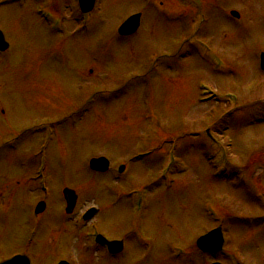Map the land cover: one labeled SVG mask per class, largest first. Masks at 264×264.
Wrapping results in <instances>:
<instances>
[{
	"label": "rangeland",
	"instance_id": "obj_1",
	"mask_svg": "<svg viewBox=\"0 0 264 264\" xmlns=\"http://www.w3.org/2000/svg\"><path fill=\"white\" fill-rule=\"evenodd\" d=\"M147 1L98 0L90 28L75 30L74 0H0V31L9 46L0 54V261L31 223L26 206L42 195L30 179L42 161L51 191L47 202H58L63 187L72 189L83 207L100 205L96 220L106 237L113 234L110 190L117 185L110 176L87 171L88 159L103 157L115 166L127 162L120 186H148L149 198L158 197L147 202L149 212L141 220L155 225L149 236L154 249L164 253L166 242L194 243L222 219L207 221L201 208L219 205L227 218L224 250L239 254L243 264H264V222L256 218L253 196L264 189V74L258 69L264 0H156L178 20L152 12L158 5L148 8ZM53 5L65 17L59 32L44 13ZM197 10L202 17L192 33ZM232 10L239 19L229 15ZM135 13L141 15L137 33L118 37V25ZM201 84L217 97L203 92ZM226 94L237 103L226 105ZM226 112L230 116L219 123ZM172 142L177 144L173 183L155 193L153 165ZM157 145L161 151L155 154L151 147ZM146 149L149 156L133 160ZM226 160V175H220L217 169L222 172ZM235 166L238 175L241 168L244 175L252 173L257 186L233 176ZM114 211L120 225L134 223L121 203ZM74 256L78 264H111L93 255ZM182 260L204 262L192 252ZM152 264L172 263L163 255Z\"/></svg>",
	"mask_w": 264,
	"mask_h": 264
},
{
	"label": "flooded vegetation",
	"instance_id": "obj_2",
	"mask_svg": "<svg viewBox=\"0 0 264 264\" xmlns=\"http://www.w3.org/2000/svg\"><path fill=\"white\" fill-rule=\"evenodd\" d=\"M73 6L70 12H75L76 16L79 17L80 12L75 1ZM110 180L116 183L113 173H110ZM63 188L58 190L59 201L56 203L50 204L47 202L46 198H49L51 191L48 186H46L44 189L48 190L47 195L37 198L34 202L26 206V211L30 215L28 221L31 220V223L28 222L24 236L19 237L21 239L20 241H18L16 237L13 238L11 243L12 247L10 248L9 246V249H13L10 251V256L4 258L0 263L13 258L15 259L13 264H46V262L47 264H60L61 262H65V264H78L79 260L75 259L74 253H79L82 258L83 256L93 255L97 261H109L111 264H137L135 261L138 258L147 260L153 258L154 260L148 263L152 264L153 262L156 263V259H160L164 255L174 264L176 263L174 259L175 249L179 248V246L185 248V245L166 242L164 253L163 250L159 248L154 249L149 236L155 233V225L141 223L146 212L147 202L151 205L152 203H156L158 199L156 196L153 199L149 198L150 196L148 193H151L150 190L152 188L148 189V186H143V208L138 219H135L136 217L133 215L135 204L133 196L130 195L135 188L130 189V187L126 186H117L114 187L112 191L110 190V227L113 234L109 237H106L107 235H105L98 222V227L94 225L96 228L94 231L95 234L89 233L86 225H84L82 216L95 205L83 207L85 203L80 202L78 194L75 206L70 213L66 214V203L61 193ZM30 189H32L33 192L37 190V192L35 191L36 193L43 194L38 185H36V189ZM153 189L155 190V187H153ZM159 189L161 188L157 186L155 193ZM15 194H18V192ZM160 196L161 193L159 194V197ZM39 202H42L44 207L40 213L35 214L34 209ZM120 203L126 209V215L134 222L133 224L128 223L126 227L118 223L119 219L116 217L114 211L115 206ZM96 206L97 210L90 219V223H96L97 216L101 213V209H99L100 205ZM148 212L149 210L146 214H148ZM145 218L146 217H144V220ZM161 219H163L162 216ZM164 224L165 227H170L167 221ZM144 227L147 230L146 235L143 232ZM204 230L209 231L210 229ZM97 234H101L110 242H122L121 249H113L109 252L105 246L96 242L95 235ZM131 245L135 246L137 249L130 251L128 247ZM76 246L80 248H76ZM190 247L194 249L193 243L188 245V248ZM72 257H74V259H72ZM205 257L206 259L202 264H210L209 256L205 255ZM82 258H80L81 261L84 260ZM182 264H184V260Z\"/></svg>",
	"mask_w": 264,
	"mask_h": 264
},
{
	"label": "water",
	"instance_id": "obj_3",
	"mask_svg": "<svg viewBox=\"0 0 264 264\" xmlns=\"http://www.w3.org/2000/svg\"><path fill=\"white\" fill-rule=\"evenodd\" d=\"M80 6L84 12H88L92 9L94 1L95 0H79ZM231 15L238 17V14L235 12H232ZM139 18L140 15H134L127 19L119 28L118 33L121 36H129L132 35L134 32H136L138 26H139ZM8 45L4 41V38L2 36V33L0 32V50L4 51L7 49ZM261 65L262 68H264V54L261 55ZM108 162L104 158L99 159H93L90 161V168L97 171H104L107 169ZM64 194L66 195V200L68 201V210H70L76 201V198L74 196V192L70 190H64ZM198 247L202 249L203 251H217L220 249L221 246V236H220V230H214L210 232L208 235L200 238L197 242ZM11 264V262L6 263Z\"/></svg>",
	"mask_w": 264,
	"mask_h": 264
}]
</instances>
